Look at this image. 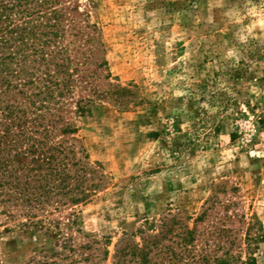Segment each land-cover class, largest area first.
<instances>
[{
    "label": "rangeland",
    "instance_id": "1",
    "mask_svg": "<svg viewBox=\"0 0 264 264\" xmlns=\"http://www.w3.org/2000/svg\"><path fill=\"white\" fill-rule=\"evenodd\" d=\"M62 2L94 26L106 62L96 83L129 87L130 102L91 96L77 111L76 89L64 112L106 186L37 212L40 229L0 202V264H114L124 237L141 244L163 217L205 232L230 264H264V0ZM221 227L225 238L206 237ZM164 252L149 257L172 264Z\"/></svg>",
    "mask_w": 264,
    "mask_h": 264
},
{
    "label": "trees",
    "instance_id": "2",
    "mask_svg": "<svg viewBox=\"0 0 264 264\" xmlns=\"http://www.w3.org/2000/svg\"><path fill=\"white\" fill-rule=\"evenodd\" d=\"M62 1L0 0V202L19 205L26 218L22 224L38 229L45 222L37 212L53 204L83 203L106 186L101 170L88 163L78 128L64 112L76 89L87 96L77 99V111H84L81 103L91 101V96L125 107L132 93L118 83H96L101 77L98 69L106 62L98 59L94 26L76 25L68 13L77 9ZM204 212L196 219L202 220ZM159 222L154 233L139 230L141 244L124 237L114 264H159L149 254L162 248L163 258L172 264H230L235 259L228 249L221 255L212 252L207 242L213 233L225 238L224 227L206 233L205 239V232L197 234L195 227L184 225L175 231V217ZM144 224L147 230L154 227L148 219ZM198 236L206 240L200 249L194 243ZM164 239L175 247L164 246ZM246 262L256 264L255 257Z\"/></svg>",
    "mask_w": 264,
    "mask_h": 264
}]
</instances>
